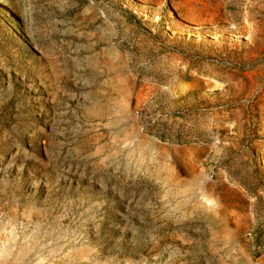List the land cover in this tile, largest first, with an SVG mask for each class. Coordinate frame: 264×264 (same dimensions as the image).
<instances>
[{
	"label": "rangeland",
	"instance_id": "1",
	"mask_svg": "<svg viewBox=\"0 0 264 264\" xmlns=\"http://www.w3.org/2000/svg\"><path fill=\"white\" fill-rule=\"evenodd\" d=\"M0 264H264V0H0Z\"/></svg>",
	"mask_w": 264,
	"mask_h": 264
},
{
	"label": "bare ground",
	"instance_id": "2",
	"mask_svg": "<svg viewBox=\"0 0 264 264\" xmlns=\"http://www.w3.org/2000/svg\"><path fill=\"white\" fill-rule=\"evenodd\" d=\"M192 17H193V15H192ZM195 17V16H194ZM194 23H195V21H194ZM197 156V155H196ZM196 156H192L191 157V167H194L197 163H198V157H196ZM203 192V191H202ZM204 192L205 193H207V204H209V205H211L213 202L215 203V202H220L219 200H220V197H219V199L216 197V195H214V193H212L213 191L211 190V189H209V187H205V189H204ZM205 195V194H204ZM224 197H226V196H224ZM222 199V201L221 202H223V204H224V207L222 208V212L223 213H227L226 211L228 210V208L230 207L229 206V204H227V202L229 201H231V200H233V198H231L230 196H227L226 198H221ZM205 200H206V198H205ZM237 216H238V214H237ZM242 217V216H241ZM243 218V217H242ZM237 223H238V225L237 226H239V227H241V226H243V221H242V219L240 218V216H239V218H238V221H236Z\"/></svg>",
	"mask_w": 264,
	"mask_h": 264
}]
</instances>
